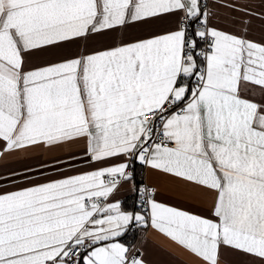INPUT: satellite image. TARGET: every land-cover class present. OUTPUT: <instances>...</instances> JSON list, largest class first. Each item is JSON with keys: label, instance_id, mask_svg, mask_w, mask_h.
Listing matches in <instances>:
<instances>
[{"label": "snow or ice", "instance_id": "6c2138e0", "mask_svg": "<svg viewBox=\"0 0 264 264\" xmlns=\"http://www.w3.org/2000/svg\"><path fill=\"white\" fill-rule=\"evenodd\" d=\"M0 264H264V0H0ZM207 208L160 202L146 172Z\"/></svg>", "mask_w": 264, "mask_h": 264}, {"label": "crops", "instance_id": "0c3cea01", "mask_svg": "<svg viewBox=\"0 0 264 264\" xmlns=\"http://www.w3.org/2000/svg\"><path fill=\"white\" fill-rule=\"evenodd\" d=\"M50 155L52 154L43 152L40 149H34L28 153H20L13 157H8L7 161L0 158V169L7 162L9 167L20 171L21 164L29 163L34 167L35 161L48 160ZM146 180L150 186L155 187L156 198L160 202L195 212H201L207 208V203L204 200L197 198L183 182L170 175L148 171L146 172ZM146 244L149 259L154 264H193L190 254L163 234L149 231Z\"/></svg>", "mask_w": 264, "mask_h": 264}, {"label": "built area", "instance_id": "2783aa9c", "mask_svg": "<svg viewBox=\"0 0 264 264\" xmlns=\"http://www.w3.org/2000/svg\"><path fill=\"white\" fill-rule=\"evenodd\" d=\"M143 179H144V182L149 185L148 181L146 180V173H145Z\"/></svg>", "mask_w": 264, "mask_h": 264}]
</instances>
